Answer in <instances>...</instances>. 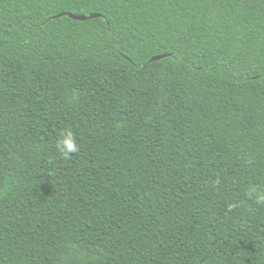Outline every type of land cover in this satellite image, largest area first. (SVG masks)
<instances>
[{
	"label": "trees",
	"instance_id": "trees-1",
	"mask_svg": "<svg viewBox=\"0 0 264 264\" xmlns=\"http://www.w3.org/2000/svg\"><path fill=\"white\" fill-rule=\"evenodd\" d=\"M253 188L264 0H0V264H264Z\"/></svg>",
	"mask_w": 264,
	"mask_h": 264
},
{
	"label": "clouds",
	"instance_id": "clouds-1",
	"mask_svg": "<svg viewBox=\"0 0 264 264\" xmlns=\"http://www.w3.org/2000/svg\"><path fill=\"white\" fill-rule=\"evenodd\" d=\"M57 151L65 158L79 151V145L70 131L61 134L56 142ZM249 196H253L257 204H264V192H258L255 188L249 190Z\"/></svg>",
	"mask_w": 264,
	"mask_h": 264
},
{
	"label": "water",
	"instance_id": "water-1",
	"mask_svg": "<svg viewBox=\"0 0 264 264\" xmlns=\"http://www.w3.org/2000/svg\"><path fill=\"white\" fill-rule=\"evenodd\" d=\"M61 14H66V13H61ZM68 15L74 19H77V20H86V19H89V18H92V17H96L98 16L99 14L97 13H92L90 15H86V14H74V13H68ZM166 56V54H159V55H155L154 57H152L151 60H158V59H161V58H164Z\"/></svg>",
	"mask_w": 264,
	"mask_h": 264
}]
</instances>
